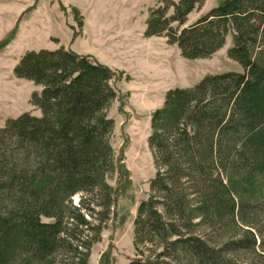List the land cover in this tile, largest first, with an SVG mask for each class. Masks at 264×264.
<instances>
[{
  "label": "trees",
  "instance_id": "1",
  "mask_svg": "<svg viewBox=\"0 0 264 264\" xmlns=\"http://www.w3.org/2000/svg\"><path fill=\"white\" fill-rule=\"evenodd\" d=\"M205 1L160 0L146 37L166 36L184 58L205 60L231 33L228 58L244 71L170 90L153 113L156 176L138 208L130 264H238L233 255L257 245L252 231L227 233L240 221L253 227L259 199L240 184L264 186V0H223L186 26ZM15 75L41 88L31 105L42 115L0 129V264H88L130 181L111 142L117 74L61 47L27 52Z\"/></svg>",
  "mask_w": 264,
  "mask_h": 264
},
{
  "label": "rangeland",
  "instance_id": "2",
  "mask_svg": "<svg viewBox=\"0 0 264 264\" xmlns=\"http://www.w3.org/2000/svg\"><path fill=\"white\" fill-rule=\"evenodd\" d=\"M222 1L206 0L188 16L186 26ZM160 5V0H0V129L8 119L24 113L42 115L31 105V95L41 88L15 75L27 52L64 47L92 56L117 74L113 85L118 99L109 112L115 121L111 142L118 166L129 173L130 181L119 198L117 220L108 224L93 244L88 264H130L136 257L134 223L140 204L150 198V183L156 176L148 142L151 120L163 107L167 92L191 88L207 75L244 71L228 58L231 33L226 45L205 60L184 58L166 36L146 37L150 14ZM118 179L115 175L109 183L115 187ZM243 183L247 194L256 193L259 199L251 204L253 227L240 221L239 228L227 233V239L252 231L257 241L255 251L244 249L233 257L238 264H256V254L264 257V186L254 188L247 182L240 186ZM78 201L77 196L74 204Z\"/></svg>",
  "mask_w": 264,
  "mask_h": 264
},
{
  "label": "bare ground",
  "instance_id": "3",
  "mask_svg": "<svg viewBox=\"0 0 264 264\" xmlns=\"http://www.w3.org/2000/svg\"><path fill=\"white\" fill-rule=\"evenodd\" d=\"M166 74L164 73L163 76H165Z\"/></svg>",
  "mask_w": 264,
  "mask_h": 264
}]
</instances>
